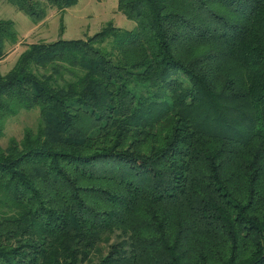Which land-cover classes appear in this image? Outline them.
I'll use <instances>...</instances> for the list:
<instances>
[{"label": "trees", "instance_id": "1", "mask_svg": "<svg viewBox=\"0 0 264 264\" xmlns=\"http://www.w3.org/2000/svg\"><path fill=\"white\" fill-rule=\"evenodd\" d=\"M5 1L33 23L77 2ZM117 10L132 29L30 43L0 73V137L39 111L0 146V264H264V0ZM17 37L0 19V60Z\"/></svg>", "mask_w": 264, "mask_h": 264}, {"label": "rangeland", "instance_id": "2", "mask_svg": "<svg viewBox=\"0 0 264 264\" xmlns=\"http://www.w3.org/2000/svg\"><path fill=\"white\" fill-rule=\"evenodd\" d=\"M62 18V24H61ZM0 19H10L15 24L18 41L6 47V54L0 60V73H6L15 63L18 55L28 44L38 41H53L60 38H85L97 32L105 23L111 21L114 25L132 29L135 22L126 18L117 10V0H77L76 4L63 12L56 8L49 9L45 19L33 23L31 18L17 10L5 0H0ZM62 25V28L60 26ZM39 121L37 108L20 110L16 115L6 120L0 146L5 147L12 137L21 138L25 128H35ZM117 242L112 236L110 243ZM109 244H103L104 254ZM97 261V255L93 256Z\"/></svg>", "mask_w": 264, "mask_h": 264}]
</instances>
